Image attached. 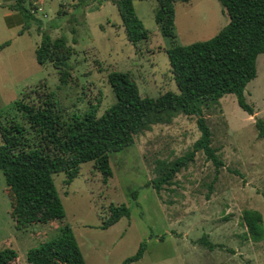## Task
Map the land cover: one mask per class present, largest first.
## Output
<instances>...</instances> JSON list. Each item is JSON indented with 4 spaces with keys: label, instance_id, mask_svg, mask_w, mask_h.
I'll return each mask as SVG.
<instances>
[{
    "label": "rangeland",
    "instance_id": "rangeland-1",
    "mask_svg": "<svg viewBox=\"0 0 264 264\" xmlns=\"http://www.w3.org/2000/svg\"><path fill=\"white\" fill-rule=\"evenodd\" d=\"M14 1L0 0V44L9 41L0 49V126L18 121L28 128L15 102L35 100L44 90L55 92L69 127L91 104L98 105L100 115L115 101L107 80L112 70L130 71L142 96L177 91L165 50L207 40L228 22L218 0H176L175 37L170 38L162 35L155 22V0H132L137 17L149 31L148 40L133 46L110 0H26L51 37L64 36L74 49L71 79L59 85L53 64L40 65L35 60L41 39L37 26L31 23L19 33L25 21L11 9ZM70 27L76 29L74 35ZM256 66L257 76L244 91L252 116L238 106L234 94L203 109L211 145L224 163L215 179L214 165L197 151L172 184L158 193L145 186L163 164L190 150L200 136L195 117L180 112L170 122L152 124L137 134L133 145L111 153L112 176L106 182L93 162L82 163L79 176L69 185L63 183L64 173L55 175L65 210L61 220L15 228L0 170V250L12 248L17 253L12 264H28L30 248L58 236L61 226L69 224L86 264H121L142 241L147 243L142 258L130 264H264V239H246L241 220L242 211L250 208L261 212L264 223V139L258 137L254 124L255 118L264 120V53L258 55ZM133 190L138 191L136 199ZM111 203H124L130 214L103 229ZM203 235L220 246L209 250L197 242Z\"/></svg>",
    "mask_w": 264,
    "mask_h": 264
},
{
    "label": "trees",
    "instance_id": "trees-1",
    "mask_svg": "<svg viewBox=\"0 0 264 264\" xmlns=\"http://www.w3.org/2000/svg\"><path fill=\"white\" fill-rule=\"evenodd\" d=\"M116 5L126 39L136 46L149 39V31L137 17L132 0H110ZM158 4L154 19L162 35L175 37L176 0H155ZM188 3L190 0H179ZM228 16L227 24L213 37L187 45H172L165 50L172 79L177 91H165L156 97L142 96L130 71L112 70L107 80L115 101L97 114V104L76 117L72 127L62 119L61 107L53 90H44L35 100L21 98L15 102L26 128L18 121L0 126V170L4 176L10 200V216L17 229L34 223L62 219L65 210L55 185V175L64 173L63 183L69 185L79 176L80 165L93 162L106 182L112 176L110 154L133 145L135 136L152 124L170 122L177 113L194 116L200 136L191 149L173 161L163 164L159 174L145 183L157 193L173 182L175 175L194 161L202 151L215 168L214 179L224 165L217 150L211 145L212 133L204 115V107L216 104L226 94H234L238 106L253 115V107L245 96L246 85L257 76L256 60L264 53V0H218ZM80 0H78V3ZM18 11L24 24L19 33L34 23L41 39L35 49L38 64L52 63L57 69L59 85L71 79L70 63L73 47L64 36L52 38L35 17L26 0H15L10 6ZM52 28V24L50 25ZM73 35L76 29L70 27ZM77 39L73 36L72 43ZM9 41L0 44V49ZM259 138L264 139V120L255 118ZM138 191L131 192L137 198ZM108 217L102 222L105 229L121 217H128L130 209L124 203L109 205ZM244 236L253 242L264 239L263 217L259 210L244 209L241 214ZM162 240V237H161ZM209 250L219 247L205 235L198 241ZM147 243L140 242L136 252L121 264L142 258ZM17 253L12 248L0 250V264H12ZM28 264H86L75 235L64 224L58 236L30 248Z\"/></svg>",
    "mask_w": 264,
    "mask_h": 264
},
{
    "label": "water",
    "instance_id": "water-1",
    "mask_svg": "<svg viewBox=\"0 0 264 264\" xmlns=\"http://www.w3.org/2000/svg\"><path fill=\"white\" fill-rule=\"evenodd\" d=\"M104 1V0H103Z\"/></svg>",
    "mask_w": 264,
    "mask_h": 264
}]
</instances>
